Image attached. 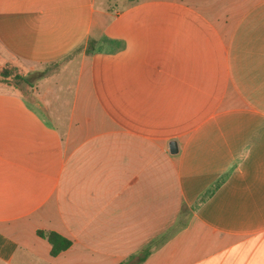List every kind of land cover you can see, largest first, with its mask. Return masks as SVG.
Instances as JSON below:
<instances>
[{
  "label": "crops",
  "instance_id": "1",
  "mask_svg": "<svg viewBox=\"0 0 264 264\" xmlns=\"http://www.w3.org/2000/svg\"><path fill=\"white\" fill-rule=\"evenodd\" d=\"M109 2L0 0L18 64L82 49L0 81V264H264V0Z\"/></svg>",
  "mask_w": 264,
  "mask_h": 264
},
{
  "label": "rangeland",
  "instance_id": "2",
  "mask_svg": "<svg viewBox=\"0 0 264 264\" xmlns=\"http://www.w3.org/2000/svg\"><path fill=\"white\" fill-rule=\"evenodd\" d=\"M121 1L122 0H110L109 3L115 5L119 4ZM81 52L82 49L78 48L58 61L47 63L38 67L31 65L22 66L18 64L17 61L12 58L10 53L0 44V73H2V71L8 70L10 71L12 76L16 73H21L26 78H29V81L37 80L40 74L49 75L51 73H60L61 71L68 70V68L71 67V64H73L72 61L74 59H77V57L80 56ZM28 83L29 82H22L19 85V88H21L22 90H26L28 88Z\"/></svg>",
  "mask_w": 264,
  "mask_h": 264
},
{
  "label": "trees",
  "instance_id": "3",
  "mask_svg": "<svg viewBox=\"0 0 264 264\" xmlns=\"http://www.w3.org/2000/svg\"><path fill=\"white\" fill-rule=\"evenodd\" d=\"M96 42L97 41L93 38L89 40L87 52H92L93 50H95ZM0 79L1 81L7 84L15 86H19L22 82H29V79L23 76L21 73H16L12 76L10 71L8 70L2 71V73H0ZM38 233L41 236H46L49 239L50 243L52 244V255H57L59 252L64 249H67L72 244L71 239L55 230L44 231L39 229ZM150 251L151 249L149 247H143L139 253L129 257L126 261L121 264H140L147 258Z\"/></svg>",
  "mask_w": 264,
  "mask_h": 264
},
{
  "label": "water",
  "instance_id": "4",
  "mask_svg": "<svg viewBox=\"0 0 264 264\" xmlns=\"http://www.w3.org/2000/svg\"><path fill=\"white\" fill-rule=\"evenodd\" d=\"M169 151L173 154L179 152V143L176 139H171L169 141Z\"/></svg>",
  "mask_w": 264,
  "mask_h": 264
}]
</instances>
